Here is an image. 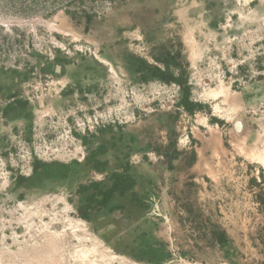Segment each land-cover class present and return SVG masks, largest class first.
I'll return each mask as SVG.
<instances>
[{
  "label": "rangeland",
  "instance_id": "obj_1",
  "mask_svg": "<svg viewBox=\"0 0 264 264\" xmlns=\"http://www.w3.org/2000/svg\"><path fill=\"white\" fill-rule=\"evenodd\" d=\"M78 224L117 264H264V0H0V264Z\"/></svg>",
  "mask_w": 264,
  "mask_h": 264
},
{
  "label": "bare ground",
  "instance_id": "obj_2",
  "mask_svg": "<svg viewBox=\"0 0 264 264\" xmlns=\"http://www.w3.org/2000/svg\"><path fill=\"white\" fill-rule=\"evenodd\" d=\"M259 161H261V156ZM78 226L79 229L72 226V230L67 231L68 233L52 230V227H45L34 235L36 236L35 241H31L30 246L27 245L26 249L22 248L18 252H14L11 258L12 264H117L114 255L109 253L111 251L107 252L106 247L102 246L101 240L99 241L95 238L96 236L87 233L82 225L78 224ZM74 239L77 240V243L72 242ZM68 241L71 244L66 247Z\"/></svg>",
  "mask_w": 264,
  "mask_h": 264
},
{
  "label": "trees",
  "instance_id": "obj_3",
  "mask_svg": "<svg viewBox=\"0 0 264 264\" xmlns=\"http://www.w3.org/2000/svg\"><path fill=\"white\" fill-rule=\"evenodd\" d=\"M156 74L160 76L164 73L159 67L155 68ZM158 75V76H159ZM118 185L115 184L108 192L106 199H109L115 191L118 190ZM201 218V216H199ZM188 220L190 226L192 225V230L197 233V237L203 239L204 241L208 242L209 244L218 243L223 244L228 242L229 237L225 229H221L216 224H211V228L209 229L206 225L200 227V225H193L197 222V216H193L191 208H188Z\"/></svg>",
  "mask_w": 264,
  "mask_h": 264
}]
</instances>
